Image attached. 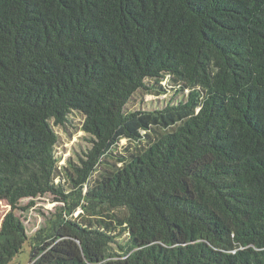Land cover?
I'll list each match as a JSON object with an SVG mask.
<instances>
[{"label": "trees", "instance_id": "16d2710c", "mask_svg": "<svg viewBox=\"0 0 264 264\" xmlns=\"http://www.w3.org/2000/svg\"><path fill=\"white\" fill-rule=\"evenodd\" d=\"M2 201L0 264H264V0H0Z\"/></svg>", "mask_w": 264, "mask_h": 264}, {"label": "rangeland", "instance_id": "374dc122", "mask_svg": "<svg viewBox=\"0 0 264 264\" xmlns=\"http://www.w3.org/2000/svg\"><path fill=\"white\" fill-rule=\"evenodd\" d=\"M174 92H170L167 96H162L154 99L152 96L142 98L136 96V99L129 104L128 108L132 110H154L161 109L167 103L178 100ZM79 123V120L76 121ZM74 126L69 129H58L56 131L61 136L60 147L58 152L64 157V159L71 158L74 161H78L79 157H83L85 152L91 148L89 143V137L80 132ZM126 141H122L119 145L118 152L125 153L124 146ZM19 209L15 211L25 225L29 238H33L39 231L47 229L51 226L52 221L56 220L57 215L62 212V204L54 201V197L46 195L44 197H38L34 200L25 199L22 200L19 205ZM12 211L7 202H0V230L6 215ZM81 210L79 209L74 216H79ZM31 246L30 243H26L22 252L14 259L12 264H30Z\"/></svg>", "mask_w": 264, "mask_h": 264}]
</instances>
